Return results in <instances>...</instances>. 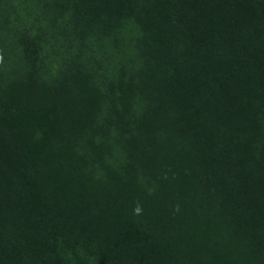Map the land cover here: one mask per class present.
<instances>
[{
    "label": "trees",
    "instance_id": "16d2710c",
    "mask_svg": "<svg viewBox=\"0 0 264 264\" xmlns=\"http://www.w3.org/2000/svg\"><path fill=\"white\" fill-rule=\"evenodd\" d=\"M0 264H264V0H0Z\"/></svg>",
    "mask_w": 264,
    "mask_h": 264
},
{
    "label": "clouds",
    "instance_id": "9594fccd",
    "mask_svg": "<svg viewBox=\"0 0 264 264\" xmlns=\"http://www.w3.org/2000/svg\"><path fill=\"white\" fill-rule=\"evenodd\" d=\"M135 211H136L137 213H139V212L141 211V208L138 206V207L135 209Z\"/></svg>",
    "mask_w": 264,
    "mask_h": 264
}]
</instances>
